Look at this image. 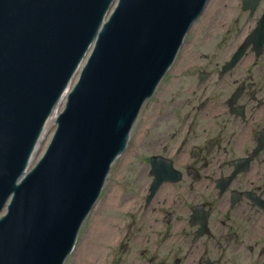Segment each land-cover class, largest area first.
<instances>
[{
  "label": "water",
  "instance_id": "obj_1",
  "mask_svg": "<svg viewBox=\"0 0 264 264\" xmlns=\"http://www.w3.org/2000/svg\"><path fill=\"white\" fill-rule=\"evenodd\" d=\"M0 0V264H62L125 148L141 100L208 0ZM45 159L20 187L43 115L89 45ZM145 97V98H146Z\"/></svg>",
  "mask_w": 264,
  "mask_h": 264
},
{
  "label": "flooded vegetation",
  "instance_id": "obj_2",
  "mask_svg": "<svg viewBox=\"0 0 264 264\" xmlns=\"http://www.w3.org/2000/svg\"><path fill=\"white\" fill-rule=\"evenodd\" d=\"M262 17L264 0L224 57L181 59L147 158L115 198L116 250L100 264H264V46L220 71ZM153 164L177 174L152 193Z\"/></svg>",
  "mask_w": 264,
  "mask_h": 264
},
{
  "label": "rangeland",
  "instance_id": "obj_3",
  "mask_svg": "<svg viewBox=\"0 0 264 264\" xmlns=\"http://www.w3.org/2000/svg\"><path fill=\"white\" fill-rule=\"evenodd\" d=\"M214 1V0H213ZM221 4V11H218L217 9L215 11H212L211 7L204 13L203 17L197 22L194 29L190 32V39L185 44L184 48H203L207 53L210 50L211 53H214L215 57L220 56L223 57L226 52L231 48V41L233 40L232 31H227V28H231V25L235 22L237 17H242L244 14L238 15V10L240 11L239 7V1L240 0H218ZM233 2V3H232ZM223 5V6H222ZM233 9L234 14L231 16L228 12L229 10ZM217 12V13H216ZM227 12L229 13V16H227ZM225 17V18H224ZM224 18V19H223ZM222 20L221 24H217V20ZM242 21V19H239ZM212 35V37H210ZM164 87L163 83L158 88L157 97H155L151 103H148L143 109H142V116L147 117V113L150 111L153 112L157 110L159 107H157L162 98V92ZM152 109V110H151ZM160 126V125H159ZM142 128V125H141ZM134 150V149H133ZM132 153V146L131 143L129 144V148L127 152L125 153V157L128 158L130 154ZM111 179V178H110ZM113 179H111L112 181ZM109 212L106 215V217H113V211L112 209H108ZM102 216V212H101ZM95 226H98V228H94ZM102 226L105 230L112 228L113 225L111 221L109 220H101V218L98 216V210L95 209L91 215V218L87 221L86 226L83 230V233L81 234L79 243H93L95 246L94 248L98 247L99 250L103 247L104 242H100L99 239L95 237V233L99 232V227ZM111 242V238L108 239L107 243ZM99 246H97L98 244ZM89 246V244H86ZM103 252H105V249L102 248ZM85 256L90 257L89 259H92L94 261L99 262L101 260V254L99 255H90L87 252L85 253Z\"/></svg>",
  "mask_w": 264,
  "mask_h": 264
},
{
  "label": "bare ground",
  "instance_id": "obj_4",
  "mask_svg": "<svg viewBox=\"0 0 264 264\" xmlns=\"http://www.w3.org/2000/svg\"><path fill=\"white\" fill-rule=\"evenodd\" d=\"M233 3V2H232ZM223 6V5H222ZM209 7H211V8H213V9H211L212 11H215L216 9L218 10V11H221V4L219 3V1L218 0H211V2H209V5H208V8H207V10L209 9ZM245 7H247V8H249V5H246ZM229 13H230V15L232 16L233 14H234V11H233V9H231V10H229L228 11ZM227 12V16L228 17H230L229 16V13ZM217 13V12H216ZM238 15H239V10H238ZM237 15V16H238ZM225 18V17H224ZM223 18V19H224ZM222 19V20H223ZM222 20L220 19V23H219V19L216 21L217 22V24H221L222 23ZM210 37H212V35H210ZM255 55H258V54H255ZM73 81H74V79H73ZM73 81H72V83H73ZM63 103H64V97L61 99V101L59 102V104L56 106V108L54 109V112H53V115L51 116V118L47 121V124H46V127H45V131H47L48 130V128L51 126V124L53 123V121H54V118H55V116L60 112V110H61V108H62V106H63ZM52 130V129H51ZM42 141V142H41ZM41 144L43 143V146L41 147V144L40 145H38V147H37V149H36V152H35V156L37 157V156H39L40 154H41V152L44 150V148H45V146H46V144H47V142H48V137H47V139H45L44 137L41 139ZM36 157H35V159H36ZM34 158V157H33ZM112 206H115V204H111ZM105 230V229H104ZM107 231V230H106ZM104 233H105V231H104Z\"/></svg>",
  "mask_w": 264,
  "mask_h": 264
}]
</instances>
